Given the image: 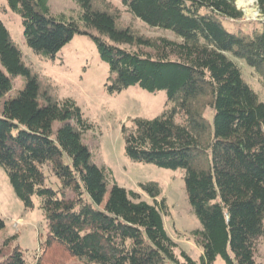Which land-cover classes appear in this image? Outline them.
Wrapping results in <instances>:
<instances>
[{"label": "trees", "instance_id": "trees-1", "mask_svg": "<svg viewBox=\"0 0 264 264\" xmlns=\"http://www.w3.org/2000/svg\"><path fill=\"white\" fill-rule=\"evenodd\" d=\"M72 1L80 8L76 19L51 15L48 0L7 5L20 17L27 47L40 57L53 59L75 35L87 36L114 76L110 93L131 86L165 92L171 107L134 121L124 132V155L183 171L187 202L200 225L191 233L200 264L216 257L224 264H256L264 243V103L238 63L264 77V21L250 32L227 30L242 15L234 0H121L138 21L178 38L143 40L118 29L116 16L94 11L90 0ZM257 8L264 10V0ZM16 76L26 84L7 98L9 78ZM38 92L0 21V167L25 209L39 199L46 234L37 264H196L183 251L176 255L156 186H138L152 203L115 184L108 189L82 142L88 125L79 108L68 99L44 103ZM199 98L208 99L210 120L192 106ZM15 240L0 245V264H25Z\"/></svg>", "mask_w": 264, "mask_h": 264}, {"label": "rangeland", "instance_id": "rangeland-1", "mask_svg": "<svg viewBox=\"0 0 264 264\" xmlns=\"http://www.w3.org/2000/svg\"><path fill=\"white\" fill-rule=\"evenodd\" d=\"M94 11L116 16L118 29H128L133 38L155 40L165 38L178 41L168 31L151 28L132 15L121 5V0H90ZM234 0V5L236 2ZM50 14L54 17L65 16L76 19L80 8L72 0H48ZM254 9L258 13L257 2ZM239 23L226 25V29L236 32L244 28L248 32L258 29L256 23L264 21V16L245 18L242 11ZM0 21L9 35V42L21 53L22 62L29 69L31 76L39 86L38 98L44 103L55 104L62 100H71L79 108L88 130L82 135V142L90 154V164L102 169L108 189L115 184L126 191L137 193L141 200L152 203L148 195L139 189V185L153 184L160 195L156 202H163L165 211L162 219L169 237L175 242L178 256L185 252L196 264H200L199 247L191 233L200 229L187 202L183 184L182 170H166L148 163H135L124 155V132L134 128L138 119L151 120L160 117L171 105L167 102L164 91L148 93L137 86L109 92L114 76L97 54L94 44L87 36L75 35L53 59H44L29 49L23 37L20 17L13 13L7 0H0ZM248 22V25L240 24ZM240 25V26H239ZM129 49V48H128ZM244 81L250 85L264 103V77L254 69L238 63ZM11 90L6 96L14 98L23 89L26 79L21 76L10 77ZM4 98L0 99V111ZM208 99L199 98L192 106L210 120ZM205 168L204 164H199ZM53 181H55L52 178ZM33 209H25L16 197L6 173L0 167V217L4 229L0 231V245L5 239L16 236L13 245H18L23 252L25 264H37L41 254L40 244L45 239L46 229L39 199L32 198ZM256 264H264V243L258 247ZM62 264H81L77 260H67ZM213 264H224L216 257Z\"/></svg>", "mask_w": 264, "mask_h": 264}, {"label": "bare ground", "instance_id": "bare-ground-1", "mask_svg": "<svg viewBox=\"0 0 264 264\" xmlns=\"http://www.w3.org/2000/svg\"><path fill=\"white\" fill-rule=\"evenodd\" d=\"M255 3L256 0H238L236 6L242 11L245 18H255L258 15L254 9Z\"/></svg>", "mask_w": 264, "mask_h": 264}, {"label": "clouds", "instance_id": "clouds-1", "mask_svg": "<svg viewBox=\"0 0 264 264\" xmlns=\"http://www.w3.org/2000/svg\"><path fill=\"white\" fill-rule=\"evenodd\" d=\"M258 13H259L260 15H264V10H259V9H258Z\"/></svg>", "mask_w": 264, "mask_h": 264}, {"label": "water", "instance_id": "water-1", "mask_svg": "<svg viewBox=\"0 0 264 264\" xmlns=\"http://www.w3.org/2000/svg\"><path fill=\"white\" fill-rule=\"evenodd\" d=\"M256 2H257V0H256ZM236 9H238V8H236Z\"/></svg>", "mask_w": 264, "mask_h": 264}]
</instances>
